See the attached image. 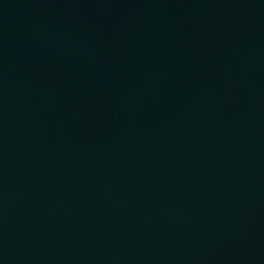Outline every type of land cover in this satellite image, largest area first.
<instances>
[{
    "label": "water",
    "instance_id": "95a60500",
    "mask_svg": "<svg viewBox=\"0 0 264 264\" xmlns=\"http://www.w3.org/2000/svg\"><path fill=\"white\" fill-rule=\"evenodd\" d=\"M0 264H264V0H0Z\"/></svg>",
    "mask_w": 264,
    "mask_h": 264
}]
</instances>
